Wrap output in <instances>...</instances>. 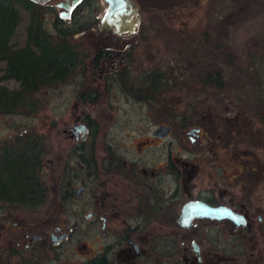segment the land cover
<instances>
[{
	"label": "rangeland",
	"instance_id": "374dc122",
	"mask_svg": "<svg viewBox=\"0 0 264 264\" xmlns=\"http://www.w3.org/2000/svg\"><path fill=\"white\" fill-rule=\"evenodd\" d=\"M137 1L142 21L133 35L136 45L131 74L135 88L127 86L130 94L126 96L119 87L109 88L106 93L109 102L104 95L105 100L90 107L96 119L99 143L102 145L104 139L113 144L126 143L131 132L133 140L144 145L143 137L157 123L167 121L171 125L170 134L158 143V150H142L147 154L141 158L140 165L151 166L160 147L172 140L174 161L179 164L183 159L187 161V177L168 181L174 188L181 183V197L175 209H179L181 200L202 195L236 206L247 215V223L242 226L222 219L204 220L187 229L172 221L153 219L155 229L147 240L144 241L142 234L137 235L140 244L147 246L150 239L163 235L168 226L175 242V256L159 254L158 264H164L168 258L170 264H264V0ZM27 18L21 11L13 35L18 43L25 39ZM47 29L56 39L54 29ZM156 69L162 73L158 94L150 100L139 97L149 87L147 75ZM209 71L215 75L220 72L222 85L217 86V80L204 81L203 76ZM0 83L18 86L13 78L1 79ZM75 91L71 84L45 87L39 91L41 99L35 114L0 116V145L30 127L46 132L49 137L50 151L40 171L47 186L44 203L36 213H15L18 219L39 225L25 228L8 219L6 227L0 229L1 238L14 239L24 230L49 225L53 230L56 224L70 232L69 239L57 248V261L52 258L33 264H76L82 261V255L94 253L97 243L102 245L116 239L113 230L108 235L102 234L100 221L91 228L86 217L88 190L80 198L62 201L58 197L62 193L66 164L73 169L72 187L85 184L87 179L86 173L76 168L72 138L63 131L64 121L69 122L74 113ZM82 108L83 105L78 106V110ZM192 126L200 127V136L195 141L188 136ZM75 172L78 174L74 175ZM53 208L57 213H47ZM76 209L85 210L71 212ZM119 222L118 216L110 220L116 230ZM70 226L74 227L71 231ZM211 227H217V246L206 235H200ZM182 236L186 237L183 243ZM191 238L201 244V260L191 247ZM43 250L49 256L53 254L50 246L35 249L37 254ZM17 258V255L12 257L15 261ZM3 259L0 264L5 263ZM153 263L155 260L150 264Z\"/></svg>",
	"mask_w": 264,
	"mask_h": 264
},
{
	"label": "flooded vegetation",
	"instance_id": "af4514ba",
	"mask_svg": "<svg viewBox=\"0 0 264 264\" xmlns=\"http://www.w3.org/2000/svg\"><path fill=\"white\" fill-rule=\"evenodd\" d=\"M112 1L116 7L112 6L110 0H10L20 15L15 29L20 23L21 11L25 12L28 17L24 42L30 28L37 33L40 30L52 36V32L47 29V27H52L56 34L54 41L57 42V47L61 53L71 57V65L68 67L67 74L69 76L66 80L57 83V85L71 84L76 87L72 104L74 113L69 122L64 121L63 131L67 136H71L72 152L77 156L75 160L79 159L84 164L83 167L77 165L76 167L86 173L87 179L85 184H80L85 186L82 194L75 193L72 187L73 195L63 198L62 194H59L58 197L62 201L73 197L80 198L88 190L86 217L92 224L91 228L100 221L102 234L108 235L113 230L116 236L115 240L107 241L102 245L97 243L95 252L82 255L84 258L76 264L86 263L99 257L106 259L108 264H150L152 260L153 262L155 260L153 264H158L159 254L175 256V242L170 237L173 235L170 228L165 226V233L148 240V245L145 247L141 246L137 235L142 234L146 241L148 234H152L155 229L153 219L158 218L166 222L172 221L184 229L198 226L204 220L218 221L208 217H194L193 223L187 227H182L176 222V217L181 212L185 201L203 199L212 204L218 201L208 196H189L181 200L179 209H175L181 197V183H177L174 188L168 181H172L173 177L178 179L183 176L187 177L185 167L187 161L183 159L180 162L181 165L174 161L172 140L160 147L161 151L151 166L140 165L141 158L147 154L142 153V150L149 148L158 150V143L170 134L171 128L164 134L159 132L153 134L154 129L160 123L167 125V121H160L148 136L143 137L144 145H138L140 141H134L131 132L128 133L129 141L126 143L119 141L113 144L105 139L102 145L101 142L99 143L96 119L92 116L90 107L105 100L104 95L107 98L106 93L109 88L119 87L125 96L130 94L125 91L128 90L126 86L130 89L135 88L134 75L131 74L135 51L133 48L136 45L133 35L142 21L137 0H132L131 3L126 0ZM64 12L66 14L62 15ZM68 36L73 39H68ZM107 99L109 102L110 97ZM79 105H83L80 110H78ZM81 123L87 127L86 132L76 128ZM75 128L76 131H74ZM188 136L195 137L194 141L198 139L195 133H188ZM150 138L154 141H149ZM80 154L84 155L86 161L79 156ZM43 203L44 200L30 208L26 203L4 201L0 198V220L2 222L0 226H3L0 229L6 227L8 219L18 223L20 227L38 226V223L32 224L24 219H18L15 213H36ZM53 207L56 208V204H53ZM55 208L47 210V213H57ZM84 210L76 209L71 212L83 213ZM61 212L67 213V211ZM116 216L120 220L119 230L110 224V220ZM245 216L247 217L246 214ZM166 217L168 220H165ZM69 229L71 231L74 227L70 226ZM200 235H206L217 246V227H211L205 233L201 231ZM69 237L70 232L61 229L57 224L53 230L50 225L31 231L24 230L17 235L16 239L0 237V262L5 258L3 264H15L21 261L27 263L33 244L40 245L41 249L52 247L53 254L49 256L45 250L42 254L44 256L46 254L49 259L55 258L54 247L61 245ZM185 239L186 237H181L182 243ZM191 247L201 260V244L195 238H191ZM90 249L93 248L90 246ZM13 255H17L19 259L13 260ZM120 258L121 261H119ZM169 261V258L164 259L163 263L170 264Z\"/></svg>",
	"mask_w": 264,
	"mask_h": 264
},
{
	"label": "trees",
	"instance_id": "16d2710c",
	"mask_svg": "<svg viewBox=\"0 0 264 264\" xmlns=\"http://www.w3.org/2000/svg\"><path fill=\"white\" fill-rule=\"evenodd\" d=\"M19 19L18 10L12 6L10 0H0V80L13 78L18 81L16 87L0 83V116L9 113L35 114L41 99L39 91L45 87L56 86L59 81H64L69 76L67 74L71 57L61 53L52 36L40 30L37 33L30 28L25 42L18 43L13 40ZM152 71L147 75L149 87L147 91L138 94L139 97L150 98L158 94L162 73L158 69ZM203 77L204 81L217 80V86L222 85L223 77L218 71L217 75L206 72ZM129 90L128 88L127 91ZM48 138L46 132L41 133L30 127L19 131L0 145L1 199L26 203L30 208L45 200L47 186L40 171L44 157L50 151ZM79 156L86 161L84 155ZM72 170L66 164L61 185L63 198L74 194L71 183L73 175L70 173ZM78 171L82 172L80 169ZM39 246L33 244L27 263L49 259L46 254H37L35 249H41ZM58 247L60 245L54 247L56 261L59 258ZM82 264L108 262L99 257Z\"/></svg>",
	"mask_w": 264,
	"mask_h": 264
},
{
	"label": "water",
	"instance_id": "95a60500",
	"mask_svg": "<svg viewBox=\"0 0 264 264\" xmlns=\"http://www.w3.org/2000/svg\"><path fill=\"white\" fill-rule=\"evenodd\" d=\"M111 1L113 7H116L115 3ZM128 3H131L132 0H126ZM66 13H62L65 15ZM77 129L87 131V127L85 124H79L76 126ZM76 128L74 131H76ZM169 124L160 123L153 131V134L159 132L160 134H164L170 129ZM162 132V133H161ZM188 133H195V135L199 138L200 136V127L199 126H192L188 129ZM190 135V134H189ZM195 138V137H194ZM194 138L190 136L191 141H194ZM75 163L79 167H83L84 164L79 160L76 159ZM85 189L84 185H78L74 187L75 193L78 195L82 194ZM198 217H208L211 219H228L235 225H245L247 223V217L245 216L244 212L239 210L235 206H231L225 202H217L216 204H212L207 202L203 199H189L184 202L181 207V212L176 217V222L182 227L190 226L193 223V218Z\"/></svg>",
	"mask_w": 264,
	"mask_h": 264
}]
</instances>
